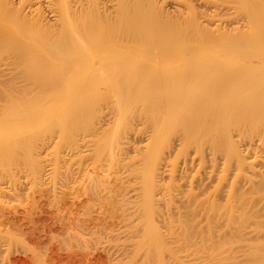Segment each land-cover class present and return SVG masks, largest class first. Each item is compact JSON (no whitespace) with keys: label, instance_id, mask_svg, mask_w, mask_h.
I'll return each instance as SVG.
<instances>
[{"label":"bare ground","instance_id":"bare-ground-1","mask_svg":"<svg viewBox=\"0 0 264 264\" xmlns=\"http://www.w3.org/2000/svg\"><path fill=\"white\" fill-rule=\"evenodd\" d=\"M255 2L253 8L248 0H0V159L17 157L11 148H31L24 139L28 129L39 134L58 126L70 141L82 115H91L100 101L108 100L116 113L115 129L98 141L96 158L102 160L108 150L113 161L123 159L135 141L143 148L138 134L148 132L143 156L154 184L156 179L160 183L161 165L175 152L169 172L180 180L177 204L186 214L210 212L211 237L222 241L226 254L220 261L216 255L214 263L264 264V154L257 153L264 139L258 149L256 137L264 134V113H259L264 104V0ZM164 3L172 6L173 16L163 11ZM246 95L253 99L247 110L255 114L238 104ZM106 120L97 121V128ZM249 124L252 129L245 134L242 125L248 130ZM256 124L263 127L256 133V146L252 138L258 155L251 150L252 140L247 142L258 130ZM236 131L239 143L247 136L250 148L239 147L237 136L232 139ZM174 203L167 206L179 209ZM150 208L146 210L152 213ZM244 235L253 240L243 243ZM254 238L260 241L252 242Z\"/></svg>","mask_w":264,"mask_h":264},{"label":"rangeland","instance_id":"rangeland-1","mask_svg":"<svg viewBox=\"0 0 264 264\" xmlns=\"http://www.w3.org/2000/svg\"><path fill=\"white\" fill-rule=\"evenodd\" d=\"M248 1L250 6L252 5L254 8L255 5H257L255 1L258 0ZM253 2L254 4H251ZM164 4L162 8L164 7L165 10L163 9V11L168 15L170 13L172 14V6L169 3ZM168 11L170 12L168 13ZM243 96H241L242 99L238 96L240 97L238 99L241 100H238V104L241 103L240 105L246 107L245 111L247 113V108L250 109L249 105H251L250 103L253 102V99H249V95H246L245 98ZM243 101L247 105H245ZM261 103L262 106L260 109L262 110L260 111L262 112L259 113H264L263 101ZM241 111L244 112V110ZM250 112L252 113L253 110ZM250 112H248V114ZM253 113L255 114V112ZM252 114L251 116H254ZM238 115H243V113L241 114L239 111ZM260 115L264 117L262 114ZM241 117L242 116H240V118ZM235 118L238 120L237 115ZM100 119L107 120L104 127L98 129L96 126L98 124L96 122ZM244 120L245 119H243V121ZM115 121L116 113L113 109V105L108 100L100 101L91 115H82V119L79 120L77 128L71 134L70 141L62 138V133L58 126H52V128H50L51 130L44 128V131L42 130L41 133L38 132L39 134H37V132L33 133L32 130L28 129L24 132V139L26 140L25 144L27 142V144L31 143V148L26 146L19 147L17 146L18 144H16L15 148L19 147L17 148L18 150L16 151L14 148H11L9 153L11 152L12 154L13 149L17 157H9L11 162H8L7 158L5 162V157H3L2 160L0 159V197L3 195L0 198V264H215L216 255L217 259L218 257L221 258V256H224V248L220 246V242L222 241L218 239L219 241L217 242L215 237H211V235L214 236V233L212 231L210 232L209 227V221L212 219L207 221L210 212L207 210H196V214L194 212L193 215V213L190 214V212L187 211L190 215H193L188 216V213L186 214V211L178 205L181 202L180 199H182V194L179 193L180 180L176 175L169 172L171 165L176 162L173 161L177 158L175 152H173L166 164L164 163V165H161L163 174H161L162 176L159 175L160 177L155 176V179L158 177L161 178L160 183H157L159 179H156L155 184L153 176L150 177L151 172H149L150 169L146 161L147 159L144 157L146 156L147 149L143 142L148 132L144 135L142 133L145 131L142 130L138 134V136L143 139V148L142 146V149L140 148L141 143H139V141H137L138 143L135 141L136 147L127 151L128 153L126 152L124 156L125 160L123 158L115 161L114 158L113 161L110 159V151L108 150L104 152L105 154L102 160L96 158L95 151L98 141L111 134L112 130L115 129ZM248 121H251V117ZM254 121L258 124L260 123L257 122V120ZM238 122L241 124V121L238 120ZM138 123L139 122L136 121V125ZM247 123L250 122H246L245 124L247 125ZM254 124L253 126H255ZM263 124L264 123H262V125ZM236 125L239 127L238 123ZM242 126L245 130V134L252 129L250 124L248 130V125L246 128L244 125ZM257 126L256 124V128H258V130L256 129L257 132L253 128L254 131L251 133L254 134L255 132V134H252L253 137L252 135L251 137L249 136L250 138H248L247 142L254 138L255 143L258 138V145L256 144L257 142L254 145H257L259 149L264 145V142L260 145L261 140L264 139V134L258 133V131L264 126ZM237 129L238 128H236V130ZM172 131L174 137L170 134V139L175 138L176 135V132H174V130ZM237 131L232 133V136L234 133H237V135H234V138L232 137L233 140H236L235 136H237L238 139L240 132L238 133ZM242 132L243 130H241V135ZM256 133H258L257 136ZM141 135H144V137ZM255 136L257 138H255ZM246 137L244 136L242 139L244 145L239 143L241 140H236L237 145L240 144L239 147L241 145L245 146ZM137 139L139 140V137H137ZM142 139H140V141ZM74 141L75 143L72 144ZM41 142L43 144H41ZM251 143L253 145V140ZM248 144H246L247 149L249 147ZM243 146H241V148H244ZM255 146H250L252 148L251 150H253V148L256 149ZM135 149L136 152L133 151ZM251 150H246V152H251V155H254V153L258 151L256 149L253 153ZM263 151L264 146L263 150L260 151L261 153H257L263 155ZM257 153L256 155H258ZM247 155L250 154L247 153ZM251 155L248 157H251ZM258 157L261 158L262 156ZM35 161L37 162L35 163ZM170 161L171 163L169 165ZM206 163L208 162L206 161ZM35 164H38V166ZM144 164L148 165L145 166ZM36 166L40 169L42 168L39 170L40 173H34L38 169L35 168ZM165 167H168V169H165ZM166 170L173 178L169 176V173H167L168 175L166 174ZM37 173L41 176L37 177L39 176ZM175 176L177 180L174 179ZM149 179L153 180V182ZM170 182L171 185L169 184ZM152 183L154 186H151L153 185ZM147 187L149 191L151 190L149 196L152 198L154 197V200L150 198L147 201V194L149 192ZM171 190H176V192L174 191L175 193L171 194L173 193ZM175 194L177 195L176 198ZM166 195L167 197L169 195L171 198L168 197V200H166ZM152 200L154 202L153 206H155L154 210L150 207H146L147 204L145 203L148 202L149 205V202H152ZM172 200L175 202L174 206L179 202L177 205L180 208H177H179L180 211H182V208L185 211H182L185 215L176 211L179 209H170L173 207L171 205V203H173ZM150 205L152 206V203ZM167 205H170V208ZM146 208L147 210L150 208L152 213H150L151 211L147 212ZM8 216L9 218H7ZM146 219H148L149 222H147L148 220ZM142 220L143 222H141ZM219 222L216 224L217 228L220 225L218 224ZM153 223H155V226ZM210 223L214 225L216 222ZM232 223L235 224V220ZM151 225L154 226V229H152ZM221 225L223 226V223ZM222 226L220 227L222 228ZM220 227L216 229L220 231ZM262 227L264 228V224ZM149 229H156L153 233L157 236H154V234L151 233L152 230L150 231ZM214 230L215 228L213 231ZM144 231L147 234L143 233ZM150 233L151 235L148 236ZM143 234L145 236L141 238ZM181 234L184 237H182ZM152 235L154 237H151ZM158 236H160V238H158ZM249 236L250 235H248V237ZM145 237L147 241L144 240ZM156 237L158 239H156ZM186 237H190L191 240L187 241V239H184ZM248 237L244 235V240L246 241L243 240V243L247 244L249 243L247 241L253 240V237H249L251 239H246ZM153 238L154 240H160L162 238V242H156ZM213 238L215 239L214 241L212 240V243L210 239ZM254 239L255 240L252 242L260 241L259 238L258 241H256L257 238ZM152 240L156 242L158 246L162 244V247L159 246L162 249L153 244L154 242H152ZM202 241L206 242L203 243ZM216 243L217 245L220 243L218 246L219 248ZM147 244L150 245L148 246ZM192 244L193 246L195 244L197 246L195 245V247H193ZM156 246L158 249L155 248ZM203 247L205 248L203 249ZM212 248L213 251L214 248H217V253L211 252ZM218 249H221V251ZM244 249L243 251L242 249L240 250L245 252ZM209 251L214 254L210 256L209 254L211 253ZM240 253L241 252H239V254ZM208 255L210 256L209 258ZM212 256H214V258ZM211 257L212 259H210ZM222 258L220 260H222ZM209 259L213 262L210 263Z\"/></svg>","mask_w":264,"mask_h":264}]
</instances>
